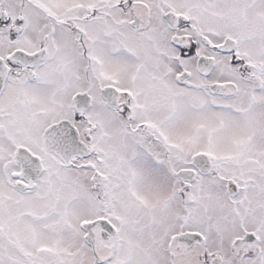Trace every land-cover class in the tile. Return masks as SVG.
Returning a JSON list of instances; mask_svg holds the SVG:
<instances>
[{
    "label": "snow or ice",
    "instance_id": "1",
    "mask_svg": "<svg viewBox=\"0 0 264 264\" xmlns=\"http://www.w3.org/2000/svg\"><path fill=\"white\" fill-rule=\"evenodd\" d=\"M0 264H264V0H0Z\"/></svg>",
    "mask_w": 264,
    "mask_h": 264
}]
</instances>
